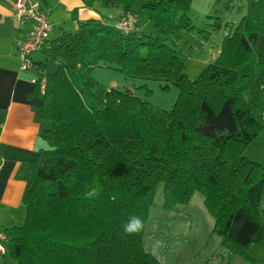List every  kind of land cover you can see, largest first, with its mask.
I'll use <instances>...</instances> for the list:
<instances>
[{
  "label": "trees",
  "instance_id": "trees-1",
  "mask_svg": "<svg viewBox=\"0 0 264 264\" xmlns=\"http://www.w3.org/2000/svg\"><path fill=\"white\" fill-rule=\"evenodd\" d=\"M94 1L122 9L136 25L123 32L114 27L121 16L114 23L89 19L48 42L46 60L60 61L46 74V94L38 82L46 64L36 63L31 95L43 98L41 118L51 126L24 172L25 221L5 229L10 257L15 264H161L144 244L162 187L167 212L200 193L228 263L239 256L256 264L248 253L264 242V166L245 150L264 132V0H243L238 23L206 16L223 41L194 80L186 76L180 36L204 34L189 16L195 0ZM138 3L149 33L134 13ZM102 66L159 81L163 92L171 85L177 100L165 110L130 89L107 88L92 75ZM139 88L150 98L146 84ZM132 216L144 229L128 235L123 225Z\"/></svg>",
  "mask_w": 264,
  "mask_h": 264
},
{
  "label": "crops",
  "instance_id": "crops-1",
  "mask_svg": "<svg viewBox=\"0 0 264 264\" xmlns=\"http://www.w3.org/2000/svg\"><path fill=\"white\" fill-rule=\"evenodd\" d=\"M38 1L42 9L49 13L47 17L52 25L50 41L60 37L64 31L74 32L79 22L99 19L114 23L123 16L122 9H102L94 0ZM138 8L137 5L134 8L137 19ZM14 13V0H0V229L2 230L21 226L25 221L26 208L22 199L26 188L24 172L36 162L40 148L45 147L41 134L51 126L50 122L41 118L43 98L31 95L35 90V81L40 70L35 68L33 71L23 72L19 69L17 45L18 42L26 39L31 24L19 22L14 18ZM138 22L140 24L139 19ZM219 52L220 49L218 54ZM45 54L46 52H37L32 57L36 63L44 62L46 64L44 73L51 74L58 68L60 60L48 61ZM217 56L210 58V63ZM100 68L113 70L105 66L95 68L92 73L95 80L107 88L130 89L137 95L136 90L140 86H136L137 83L133 84L132 80L130 83V80L118 77L110 84H104L102 81L106 75L100 72ZM245 151L247 158L264 166V132ZM6 251V255L0 254V264H15L16 261L10 257L11 243ZM248 254L256 264H264V242L252 245ZM238 258L241 257H235L230 264L241 262Z\"/></svg>",
  "mask_w": 264,
  "mask_h": 264
},
{
  "label": "rangeland",
  "instance_id": "rangeland-1",
  "mask_svg": "<svg viewBox=\"0 0 264 264\" xmlns=\"http://www.w3.org/2000/svg\"><path fill=\"white\" fill-rule=\"evenodd\" d=\"M228 0H195L190 10V18L197 29H203L204 34L182 32L180 47L186 56V76L190 79H196L210 63V58L218 55L223 41V32H212L211 22L206 16L219 17L222 23L235 22L241 20L245 14L244 1L236 0L234 7L230 11H226L225 5ZM138 19L140 21L141 30L145 33L151 31V22L148 13L142 9V4H136ZM135 5V6H136ZM135 8V7H134ZM209 36L208 40L205 36ZM247 67L242 71H246ZM101 73H105L102 82L110 84L116 78L127 79L131 83H137L136 86L147 85L152 91L149 97L145 91L137 89V95L147 99L150 103L159 108L170 110L178 97V90L175 87H169L168 91L160 90L161 84L154 80H140L133 78H125L120 72L109 69L100 68ZM106 82V83H105ZM261 144V142H259ZM258 144V145H259ZM256 154L258 152L256 151ZM162 187L158 188L154 206L150 211L149 222L145 232V248L150 251V245L154 239H160L164 242V247L156 258L161 264H230L226 258V252L221 248V238L212 234L214 220L210 217L205 208L204 198L200 193H196L189 204L180 205L176 210L167 212L163 208L164 199L162 195ZM262 207H264V197ZM24 208V207H23ZM8 258V257H6ZM241 262L233 264H246L242 258H238Z\"/></svg>",
  "mask_w": 264,
  "mask_h": 264
},
{
  "label": "built area",
  "instance_id": "built-area-1",
  "mask_svg": "<svg viewBox=\"0 0 264 264\" xmlns=\"http://www.w3.org/2000/svg\"><path fill=\"white\" fill-rule=\"evenodd\" d=\"M16 18L21 23L31 24L25 40L18 42L17 45V57L20 60V70L23 72L33 71L37 68L36 62L33 60L32 55L37 52H47L49 49L50 35L52 31V25L49 21V13L42 9V6L38 0H14ZM136 18L124 16L120 18L115 26L117 29L123 32H129L135 28ZM39 78V77H38ZM37 78V80H38ZM36 80V81H37ZM48 77L44 73L42 78L38 81L40 84V91L42 94H46L50 85L47 81ZM9 239L5 233V230L0 229V254L6 255Z\"/></svg>",
  "mask_w": 264,
  "mask_h": 264
},
{
  "label": "clouds",
  "instance_id": "clouds-1",
  "mask_svg": "<svg viewBox=\"0 0 264 264\" xmlns=\"http://www.w3.org/2000/svg\"><path fill=\"white\" fill-rule=\"evenodd\" d=\"M144 229V222L138 216H132L123 225V231L128 235H135L142 232ZM164 247V242L160 239H154L150 245V254L154 257L158 256L161 249Z\"/></svg>",
  "mask_w": 264,
  "mask_h": 264
}]
</instances>
